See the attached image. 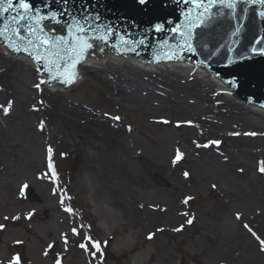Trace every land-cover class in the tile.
<instances>
[{
	"label": "rangeland",
	"instance_id": "obj_1",
	"mask_svg": "<svg viewBox=\"0 0 264 264\" xmlns=\"http://www.w3.org/2000/svg\"><path fill=\"white\" fill-rule=\"evenodd\" d=\"M1 53L9 57L4 52ZM16 59L24 60L27 67H33L31 61H27L28 58ZM7 65L10 66L9 63ZM5 66L1 59L0 118L5 123H1L0 127L5 134L0 135V225H4L0 229V264H13L17 256L20 258L19 264H57V261L59 264H134L137 258L138 264H165L163 252L169 255L171 264H207L211 261V250L217 247L210 244V238H215V235L220 236L215 238L216 242L222 240L228 245H235L242 237H247L254 244L255 250L264 257V246L252 234L255 232L264 239V203L252 196L250 188L242 187L245 184L243 176H236L232 172L230 174L224 168L221 153L227 149L224 144L226 141H221L214 135L215 132L219 133V128L227 125L224 118L229 116L221 114L217 118L214 115L206 120L209 124L204 130L199 129L201 139L197 146L207 148L212 141L220 142L218 145L212 144L213 155L220 158L216 162L202 158L197 152L192 156L184 145L181 146L180 130L174 125L162 126L165 121L171 122L170 116L164 117L162 114L166 111L156 110L159 113L140 117V113L132 107L129 115L134 119L131 122L126 114L114 116L117 112L110 110L107 104L104 109L94 105L105 116L119 117V123L125 119L123 129L131 133V140L126 146L128 157H143L149 162L168 167L174 165L180 167V174L190 168L189 175L185 176L186 190L176 195L174 203L170 204L157 193H164L172 188L164 174H153L146 180L147 186H151L153 191L144 189L142 193L136 192L133 198L128 196V201L131 200L136 209L145 211L147 223L152 224L149 227L140 224L135 217H131V220L121 216L112 207L109 193L100 184L101 178L82 172L83 163L92 160L97 153L96 147L89 140L81 144L83 147H77L69 140V145L63 148L57 142L58 138H69V131L62 130L54 117H51L53 104L60 101L75 105L78 102L86 104L97 98V90L91 84L84 83L83 77L76 87L70 89L45 91L42 84L37 89L35 85L40 79L33 67L36 74L30 79V84L36 94L33 102H27V107L31 108V116L26 117V129L20 131L18 128L24 126L25 120L8 123L16 114L11 117L14 108L10 105V94L4 87L3 80L6 79L3 75L6 72H3L2 67ZM146 93L143 89L140 94L146 97ZM224 98L235 103L230 97ZM242 109L244 117H257L244 107ZM197 113L200 117L202 111L197 110ZM259 120L264 122V117H259ZM81 124L83 127L86 125L85 121ZM235 124L236 121L231 122L228 129L234 126L232 131L241 130ZM193 125L186 122L181 127ZM247 128L240 133L250 138L251 135H246L250 133V127ZM72 133L74 134L73 130ZM232 147L238 150V147L231 145ZM49 148L52 150L53 168H49ZM259 151L261 158L257 163L255 160L253 167L258 170L260 181L264 184V173L260 171L264 167V149ZM178 153L182 154L179 160ZM28 155L32 157L31 160L27 158ZM19 161L28 162V165L24 169L20 168L21 173L15 178L14 166ZM30 161L33 163L31 166ZM204 163H212V166L204 167ZM5 166L12 168L7 176L1 174V167ZM11 179H15L13 188H5L4 183ZM158 179L162 184L157 182ZM25 185L34 191L38 198L36 201L26 198ZM170 205H176L183 213L182 219L175 224L161 221ZM68 208L72 211L65 210ZM189 219L193 221L191 224L187 223ZM72 229H76L78 234L73 233ZM151 230L157 233V241L145 242L144 237L152 234L149 233ZM206 233L209 238H206ZM56 243L59 245L57 250ZM81 244L86 245V249L77 248ZM96 244L99 249L94 247Z\"/></svg>",
	"mask_w": 264,
	"mask_h": 264
},
{
	"label": "bare ground",
	"instance_id": "obj_2",
	"mask_svg": "<svg viewBox=\"0 0 264 264\" xmlns=\"http://www.w3.org/2000/svg\"><path fill=\"white\" fill-rule=\"evenodd\" d=\"M0 50V60L2 59L6 65L2 67L3 72H6L3 75L6 79L3 80L6 85L4 87L8 95L10 94L12 102L10 105L14 108L11 117L16 114V117L8 123L25 120L22 128L15 126L22 131L26 129V117L31 116V108L27 107V102L28 100L34 101L36 91L30 84V79L36 73L33 67H27L24 60L16 59L20 57L3 56L1 52L9 56L5 47L0 46ZM103 57H88L78 73L79 77L85 78L84 83L91 84L97 90V98L86 104L78 102L77 105L63 101L55 102L51 109V117H54V121L61 126L62 130L69 131V138L57 139L63 148L69 145V140L77 147L89 140L96 147V155L92 160L83 163L82 172L91 176L95 174L101 178L100 184L109 193L112 207L119 211L121 216L129 219L135 217L140 224L152 226L151 222L147 223L145 211L136 209L133 202L128 201V196L133 198L136 192L142 193L145 191L144 189L153 191L151 186H147L146 180L153 174H164L169 179L170 186L172 184V188L164 193L160 191L157 193L168 200L170 204L174 203L176 195L186 190L185 176L189 175L190 168L180 174V167L174 165L168 167L165 164L149 162L147 158L128 157L126 146L131 140V133L123 129L125 119L123 118L119 123L115 117L103 115L94 105L102 106L104 109L107 104L110 110L117 112L114 116H119V114L125 116L126 114V118H130L131 122L134 119L129 115L132 107H135V111L140 113L138 114L140 117L159 113L155 112L156 110L166 111L162 114L164 117L170 116L171 122H164L162 126L174 125L180 130L179 141L181 146L184 145L192 156L197 152L202 158H209L208 161L216 162L220 161V158L213 155L214 146L212 144L207 148L197 146L201 139L199 129L204 130L205 126L209 124L206 120L214 115L217 118L221 114L229 116L224 118L227 125L219 128V133H214L221 141H226L224 144L227 149L221 153L223 163H225L224 168L230 174L232 172L236 176H243L245 184L242 187L244 189L250 188L252 196L259 198L264 203V184L260 181L261 176L258 175V170L253 167L255 160L257 163L261 158H259V150L264 149V122L260 120L261 123H257V117H244L242 106L224 98H231V88L223 86L222 81L220 82L214 75L119 61L117 54ZM22 58L27 60L28 57ZM27 61H30L29 58ZM29 76L30 78H28ZM143 89L147 92L146 97L140 94ZM244 108L257 116V111H251V106ZM197 110L202 111L200 117ZM51 117L50 119H52ZM84 121L86 125L83 127L81 122ZM235 121V125H239L241 128L238 132L232 131L234 126L228 129L231 122ZM182 122L194 125L181 127ZM1 123L5 122L0 118ZM247 127H250V133H256V135H251L250 138L243 136L240 131ZM231 133H239V135H232L231 137ZM3 134L5 133L0 127V135ZM228 139H230V143L234 142L231 145L238 147V150L231 148ZM36 143L40 144L39 141ZM27 158L31 160L32 157L28 155ZM32 164L30 161L29 166ZM27 165L28 162H17L14 166L15 178L21 173L20 168L24 169ZM207 165L211 167L212 163H204V167ZM11 171L12 168H8V166L1 167V174L7 176ZM199 181L201 182V180ZM14 183L15 179H11L5 182L4 186L7 189H12ZM1 197L2 194L0 193ZM182 216V211L178 210L176 205H170V209L163 214L161 221L166 222V224H175L182 219ZM262 231L264 232V227H262ZM149 233H152L150 234L152 238L149 239L150 235H148L144 237V241L156 242L157 233L154 230ZM205 236L209 238L207 233ZM219 237V235H215L216 239ZM215 238H210V244L212 246L217 245V247L211 250V261L207 264H264V257L255 250L254 244L247 240V237H242L235 245H228L222 240L216 242ZM55 247L57 250L59 245L56 243ZM77 248L81 247L77 246ZM163 253V262L171 264L169 255L166 252ZM138 263L137 258L134 264Z\"/></svg>",
	"mask_w": 264,
	"mask_h": 264
},
{
	"label": "water",
	"instance_id": "obj_3",
	"mask_svg": "<svg viewBox=\"0 0 264 264\" xmlns=\"http://www.w3.org/2000/svg\"><path fill=\"white\" fill-rule=\"evenodd\" d=\"M195 2L196 0H145L141 4L140 0H25L30 5L31 15L50 18L55 14L56 20L63 24L64 35L70 44L77 33L73 31L70 35L69 26L76 21H87L93 28L87 35L107 34L106 44L116 49H108L103 56L117 54L119 61L214 75L194 64L206 66L223 79L241 101L253 104H242L231 90V100L242 107L251 106V111H257V123H261L259 117H264V109H256L255 105L264 107V16L261 15L264 4L260 0H215L216 6L208 15L201 17L203 22L191 29L192 35L188 43L193 50L190 51L181 33L186 34L189 31L186 14L194 17L199 11ZM228 2L235 3L236 7H224ZM13 3L14 7L7 13L0 11V31H4L6 26L9 29L0 37L7 47L9 38L24 47L25 44L19 42L11 31L17 27L12 17L16 15L19 0H13ZM3 4L6 5L7 0H3ZM157 26L161 30H157ZM49 27V30L55 29L53 24ZM19 28L25 37L29 36L24 23L19 24ZM108 29H111L110 34L107 33ZM44 33L47 34L45 31ZM121 38L127 40L128 44H124ZM97 41L105 43L99 39ZM0 46L4 47L1 42ZM29 51H32L31 47ZM172 52L185 59H166L165 56ZM95 56L98 53L92 48L85 58ZM9 57L26 56H16L9 52ZM86 59L80 66L82 59L76 63L74 69L69 68L70 72L75 73V78L71 84L63 83L64 85L70 87L76 82ZM31 63L40 81H45L41 71L36 69L37 64L33 61ZM225 82L223 86L230 88ZM50 83L55 86L42 84L45 91L58 89L63 85L54 81ZM157 181L160 182L159 179ZM26 195L32 201L38 199L32 189H28Z\"/></svg>",
	"mask_w": 264,
	"mask_h": 264
},
{
	"label": "snow or ice",
	"instance_id": "obj_4",
	"mask_svg": "<svg viewBox=\"0 0 264 264\" xmlns=\"http://www.w3.org/2000/svg\"><path fill=\"white\" fill-rule=\"evenodd\" d=\"M140 3H145V0H140ZM261 4H264V0H260ZM216 6L215 0H196L195 7L199 10L197 14L194 17H190L188 14H186V21H187V27L189 28V31L185 33H181L182 36L185 37V43L188 49L191 51L192 46L188 41L191 39L192 31L191 29L194 28L198 23H202V16H206L210 13L211 9ZM224 7H227L229 9H234L236 7L235 3L228 2L223 5ZM14 7L13 0H7V4H3V0H0V11L7 13L10 9ZM31 9L30 5L28 3H25V0H19V7L16 9V15L12 17L13 22L17 25V27L12 28L11 31L13 32V35L17 38L19 42H23L25 44L24 47L20 46V43L13 42L11 38L8 40V47L12 49L14 52H26L30 57H32L37 64H41L43 67V71L48 73L49 80L44 81L41 80L39 83L35 85L37 89L40 88L41 84L50 82L52 80H57L59 83L64 84H71L75 78V73L70 72L69 68H75L76 63H78L81 59L84 57V53L87 49H90L93 47V44L90 42L92 39H99L105 43L108 42V35H100V36H92L87 35V33H91L93 31L92 25L85 21L84 23H80L79 21H76L72 26H69L68 32L71 35L73 31L77 33L76 36L73 37L72 43H69V40L64 36H56L51 37L44 33V29L41 25V21L44 20L46 17L40 16L36 17L34 15H31ZM262 16H264V12L261 13ZM50 19L54 20L55 22H59L56 20L55 14H53ZM24 23L28 29L29 36L25 37L22 34V30L19 28V24ZM8 27L6 26L4 31H0V35H5L6 31H8ZM157 30H161L160 26H157ZM175 31V30H174ZM107 33H111V29L107 30ZM32 37H35V39H32ZM122 42L124 44H128L127 40H124L123 38ZM29 47H31L32 51H29ZM103 51V49H100ZM255 51V49H253ZM166 59H180L181 57L176 53L172 52L165 56ZM39 72L40 69H37ZM116 119H119V117H116ZM167 123V121H165ZM230 135H239V133H231ZM246 135H256V133H246ZM212 144H219V141H212ZM51 148H49V168H53V165L51 163ZM181 155H177V160L181 159ZM264 163V162H262ZM260 171L264 173V167L260 168ZM54 172V169H53ZM187 175V173H185ZM25 187H27L25 185ZM215 187V186H213ZM63 203V201H61ZM187 203V201H185ZM68 212H71L72 209L68 208L65 209ZM31 214H29L30 218ZM7 219V217L5 218ZM13 219H18V217H13ZM237 219H239V216H237ZM193 221L189 219L187 221L188 224H191ZM247 227V225H245ZM4 225H0V229H3ZM177 231L182 229H176ZM73 233H77L76 229H72ZM158 231H163V229H158ZM251 231V229H249ZM256 239L259 241V243L264 246V239H261L259 236L256 235L255 232L252 233ZM152 236H149V239H151ZM65 243H67V240H65ZM81 248L86 249V245L81 244ZM97 249H99V245H94ZM20 258L17 256L14 259L13 264H19ZM57 264H59V261H57Z\"/></svg>",
	"mask_w": 264,
	"mask_h": 264
}]
</instances>
